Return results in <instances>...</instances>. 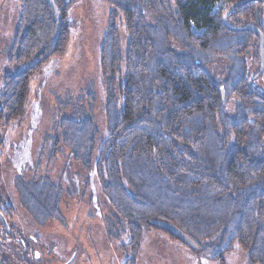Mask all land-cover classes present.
Masks as SVG:
<instances>
[{"label":"trees","instance_id":"trees-1","mask_svg":"<svg viewBox=\"0 0 264 264\" xmlns=\"http://www.w3.org/2000/svg\"><path fill=\"white\" fill-rule=\"evenodd\" d=\"M105 1L113 8L101 48L110 133L96 164L104 195L126 223L129 248L136 253L142 229L162 220L197 244L193 252L218 264H225L223 256L235 245L248 264H264V95L249 88L245 59L254 51L260 66V43L253 33L230 31L223 21L232 4L245 0ZM52 2L55 8L46 0H19L12 52L17 64L29 66L6 77L0 123L23 122L31 77L68 52L72 1ZM263 4L252 0L233 9L228 25L251 24L264 35V24L255 25ZM118 14L128 37L125 59ZM171 42L180 50L170 48ZM221 60L228 70L219 82L206 66ZM231 99L238 102L234 116L225 112ZM60 128L75 161L90 166L92 121L63 118ZM15 191L35 224L61 215L63 191L49 178L20 179ZM14 217L7 215L5 222ZM8 257L0 247V264H9Z\"/></svg>","mask_w":264,"mask_h":264},{"label":"rangeland","instance_id":"rangeland-1","mask_svg":"<svg viewBox=\"0 0 264 264\" xmlns=\"http://www.w3.org/2000/svg\"><path fill=\"white\" fill-rule=\"evenodd\" d=\"M65 1H72L68 12V20L73 24L68 52L61 59H50L40 73L31 77L23 122L0 123V205L14 206L16 216L9 223L15 228L11 230L14 237H18L15 232H19L25 239L42 240L43 248L36 245V250L40 254L43 252L44 264H125L129 255L122 251V246L128 245L129 233L125 221L103 193L96 164L100 147L110 133L105 115L101 48L113 8L105 0ZM20 17L19 0H0V112L6 77H14L29 66L27 63L17 64L12 52ZM259 23L264 24V4L255 25ZM115 25L120 38L119 49L125 59L128 37L119 14ZM169 47L180 50L174 42ZM245 59L250 78L259 72L260 66L254 62V51ZM124 65L123 62L120 72L125 76ZM206 68L219 82L228 70L224 60ZM123 80L125 78L119 80V86L124 84ZM252 87L264 95V74L253 82ZM237 103L231 99L225 112L234 116ZM119 106L123 107L121 101ZM63 118L92 121L95 147L90 166L76 162L62 142L60 123ZM43 177L59 186L63 195L59 205L61 215L40 227L20 206L15 185L20 179ZM3 230L0 224V238L6 242L4 245L0 241V247L11 260L10 239H5ZM141 232L135 264H218L184 244L170 240L162 231L144 227ZM223 261L225 264H248L246 254L238 245L223 256Z\"/></svg>","mask_w":264,"mask_h":264},{"label":"flooded vegetation","instance_id":"flooded-vegetation-1","mask_svg":"<svg viewBox=\"0 0 264 264\" xmlns=\"http://www.w3.org/2000/svg\"><path fill=\"white\" fill-rule=\"evenodd\" d=\"M7 207H10L11 210L6 212L4 210L5 207H3V205H0V214L2 215L4 220H5L7 215L9 217L10 216H16L14 206L12 204H10ZM5 224H6V229H4L2 231V234L4 237H6L5 239H10L9 248L12 249V253H11L12 263H11V260H10V263L11 264H31V263H33V264H35V263L44 264L43 252H42V254H40L36 250V245L42 247V243H41L42 240L40 241L39 239H36V238L33 239L30 237L25 239L22 236H20V234H18L19 232H15L18 237H14L10 231V229L12 227L14 228V226L9 225V222H5ZM38 226L41 227V225H38ZM4 231L9 233V236H7V235L5 236V234L3 233ZM29 240L31 241V243ZM0 241H2L1 238H0ZM2 243L4 245L6 244L5 241H2ZM126 244H128V243H126ZM127 248H129L128 245L122 246V251L125 254L127 253L129 255L125 264H135V261L137 260L138 252H139L140 248L138 249V251L136 253L132 252V248H129V250L127 251L126 250Z\"/></svg>","mask_w":264,"mask_h":264},{"label":"water","instance_id":"water-1","mask_svg":"<svg viewBox=\"0 0 264 264\" xmlns=\"http://www.w3.org/2000/svg\"><path fill=\"white\" fill-rule=\"evenodd\" d=\"M249 1H252V0H245V1H242L240 3L232 4L230 6V8L228 9V12L224 15L223 21H224L225 27L227 29H229L230 31L250 32V33H253L254 35H256L259 38V43H260V50H259V54H260V70H259V72L256 74V76L254 78L250 77V79H249V88L251 90H253L252 89V84H253L254 80H257V78H259V76H261L263 74V72H264V35L257 27H255L253 25L249 24V25L243 26V28H233L232 26L230 27L228 25V21H226L228 15L231 13V11L233 9L238 8V7L242 6V4H245V3L249 2ZM46 2H48V4L51 5L52 8H55V5H53L52 0H46ZM0 220L3 223V225L6 227L5 220H4V218L2 217L1 214H0ZM149 223H150V225L153 228H155V229H157L159 231L160 230L161 231H165L166 233L170 234L178 242H180L181 244H184L185 246H187L191 250L195 251L198 248L196 243L191 241L189 239V237L184 232L179 230L172 223L170 224V223L162 221V220H159V221L158 220H150Z\"/></svg>","mask_w":264,"mask_h":264}]
</instances>
